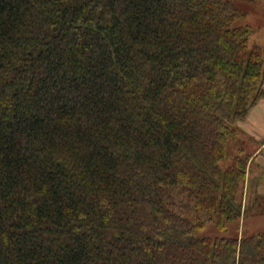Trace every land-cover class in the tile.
Returning a JSON list of instances; mask_svg holds the SVG:
<instances>
[{"label": "trees", "instance_id": "obj_1", "mask_svg": "<svg viewBox=\"0 0 264 264\" xmlns=\"http://www.w3.org/2000/svg\"><path fill=\"white\" fill-rule=\"evenodd\" d=\"M240 1L0 0V264H264Z\"/></svg>", "mask_w": 264, "mask_h": 264}, {"label": "rangeland", "instance_id": "obj_2", "mask_svg": "<svg viewBox=\"0 0 264 264\" xmlns=\"http://www.w3.org/2000/svg\"><path fill=\"white\" fill-rule=\"evenodd\" d=\"M239 9L245 13L244 17L240 19L238 23L241 24H250V26L256 30V25L258 26L260 24H264V0H257L253 3H249L247 1H240L238 2ZM257 14L254 16V14ZM255 32V31H254ZM254 37L252 36L249 41V45L254 42ZM255 43V42H254ZM256 44V43H255ZM236 124V123H235ZM234 124V126H235ZM253 150V144L250 143L247 146V152H250ZM228 152L231 153L230 148L228 149ZM229 158L222 161V167L225 168L226 164L228 163ZM249 164V161H248ZM247 164V167H248ZM248 169L246 168V175H247ZM246 175H245V181L246 182ZM259 175L256 172V167L252 168L251 174H250V181L249 186L246 189L244 184V195L242 198V204H243V210L246 211V215L242 214V218L239 223L232 225L229 227V229L226 232H218L215 229H212L209 231V234L212 236H220V237H247V236H254L258 233L264 232V197L259 195L257 191L255 190L258 180L261 178L258 176V178L255 180ZM251 183L253 185L255 184V187L251 189ZM261 198L259 199V203H254L255 198Z\"/></svg>", "mask_w": 264, "mask_h": 264}, {"label": "crops", "instance_id": "obj_3", "mask_svg": "<svg viewBox=\"0 0 264 264\" xmlns=\"http://www.w3.org/2000/svg\"><path fill=\"white\" fill-rule=\"evenodd\" d=\"M257 15L256 13L254 16ZM254 42L264 50V24L256 25V30L253 34ZM263 95L249 110L248 114L243 120L237 121L235 127L242 132V134L251 141L253 150L249 153V164L246 175L245 188H248L250 181V174L252 168L256 167V172L261 178L258 180L257 185L251 183V189L255 187L257 193L264 197V84L262 87Z\"/></svg>", "mask_w": 264, "mask_h": 264}]
</instances>
